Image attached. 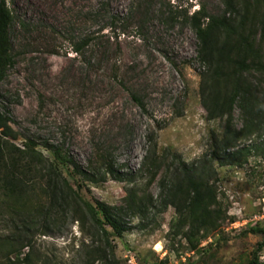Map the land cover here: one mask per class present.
Masks as SVG:
<instances>
[{
  "label": "rangeland",
  "instance_id": "obj_1",
  "mask_svg": "<svg viewBox=\"0 0 264 264\" xmlns=\"http://www.w3.org/2000/svg\"><path fill=\"white\" fill-rule=\"evenodd\" d=\"M8 3L13 62L0 80V111L18 132L15 143L62 147L82 165L96 149L111 150L132 173L130 183L113 178L89 183L83 187L87 199L118 205L130 185L146 188L139 168L152 132L157 155L167 150L191 162L210 151L224 120L208 119L201 105L198 40L183 14L202 7L223 14L224 0ZM234 116L240 126L238 108ZM215 168L217 202L225 215L216 230L204 238L196 234L192 249L183 229L174 226L172 206L152 210L143 223L132 218L114 240L117 264H247L264 242L263 234L250 231L264 226V161L252 154L242 165L215 163ZM158 177L146 188L154 198ZM16 225L11 213H0V236ZM44 230H32L35 258L83 264L82 246L89 238L70 213ZM257 255L264 260V247Z\"/></svg>",
  "mask_w": 264,
  "mask_h": 264
},
{
  "label": "trees",
  "instance_id": "obj_2",
  "mask_svg": "<svg viewBox=\"0 0 264 264\" xmlns=\"http://www.w3.org/2000/svg\"><path fill=\"white\" fill-rule=\"evenodd\" d=\"M224 3L220 15L203 7L183 14L198 40L201 105L208 119L224 120L222 131L212 135L210 151L191 162L167 150L157 155L153 132L148 135L139 171L147 176V188L166 168L158 177L157 198L132 184L118 205L90 201L83 193L89 183L108 178L132 182V173L118 164L114 151L98 148L82 165L62 147L42 149L31 141L22 148L15 143L18 132L0 111V213H11L17 223L0 236V264H50L34 257L32 230L41 227L46 234L44 229L66 213L89 238L82 246L83 264H117L114 240L130 228L132 218L143 223L152 210L163 212L172 206L177 213L174 226L183 229L192 249L198 245L196 234L204 238L219 227L225 215L217 202L215 163L242 165L252 154L264 161V0ZM13 21L8 0H0V80L13 62ZM236 108L240 126L235 122ZM252 137L253 142L238 146ZM250 231L264 235V226ZM263 247L264 242L258 243L247 264H264L257 255Z\"/></svg>",
  "mask_w": 264,
  "mask_h": 264
}]
</instances>
